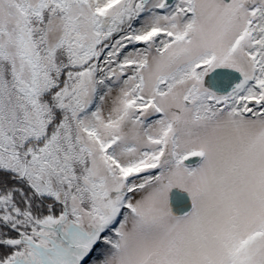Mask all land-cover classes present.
I'll return each mask as SVG.
<instances>
[{"label": "snow or ice", "instance_id": "snow-or-ice-1", "mask_svg": "<svg viewBox=\"0 0 264 264\" xmlns=\"http://www.w3.org/2000/svg\"><path fill=\"white\" fill-rule=\"evenodd\" d=\"M0 264H264V0H0Z\"/></svg>", "mask_w": 264, "mask_h": 264}]
</instances>
